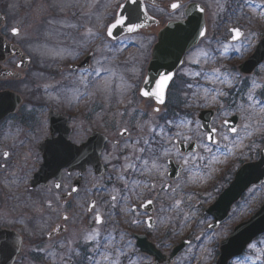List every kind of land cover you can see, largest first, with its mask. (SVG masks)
Instances as JSON below:
<instances>
[{
  "label": "flooded vegetation",
  "instance_id": "af4514ba",
  "mask_svg": "<svg viewBox=\"0 0 264 264\" xmlns=\"http://www.w3.org/2000/svg\"><path fill=\"white\" fill-rule=\"evenodd\" d=\"M154 1L156 2L154 3L155 5L145 2V7L148 14L155 19V25L143 28L135 33L122 36L115 40L108 38L109 41H117L124 37H132L133 35H141L145 38L142 44L132 41L131 44L122 46L120 50H115V52L117 51L116 54H121L119 58L122 59V61L116 62V60H112V70L116 73V77L112 79V86L115 91V88L119 85V93H94L84 95L86 100L82 101L83 99H77L78 94H74L72 91L65 93L67 98L59 96V101L57 103L48 100V98L54 94L57 97L58 94L56 93H59L60 88L67 87L68 89H73V87H79V92H84V86L80 85L79 80H77L80 70L87 69L89 66H97L94 65V61L98 60L99 54L95 41L97 38L101 37V32L96 31L94 32L96 34L94 36L89 35L87 38L78 40L73 33L70 34V30H75V27L71 26L70 30L66 29L67 31L64 34L65 41L63 44L67 48L63 49V54L51 55L50 52H48V85H51L52 88H48V93L44 95L47 100L45 101V98L33 99L29 97L24 99L22 97V103L19 109L14 114H10L0 121V168L3 169L5 166L11 165L12 163H30L31 161H33L35 168L31 176L25 178L23 188H21L22 183L20 182L17 183L19 187L17 185L13 186L12 179H9L12 183L11 189L7 190L5 185L0 186V195L4 196L3 198L0 197V202L5 199L6 201L3 205L17 204L14 211L15 217L11 218L9 226H2L0 228L4 227L11 229L21 235L23 242L22 252L24 250L25 240L27 236H29L24 232V226L35 225L36 228H48V191L61 202L60 206L63 210L60 213V218L63 222H68L72 215H82V212L85 211L87 214V216H85L86 220H90V218L93 217V226L100 230V236L97 238V242L116 246L122 245V249H124L123 245H125L126 242L122 243V239H126L127 241L131 240L134 249L138 251L135 246L134 235H144L150 240L154 226L162 222L161 213L173 212V209L176 207L175 201L180 200V202H182L180 183L182 181L181 177L184 174L185 166L178 160L176 149L178 148L185 156H188L190 153L197 154L199 151V145L195 139L179 140L177 138H172V141L169 142L167 136H165L163 138V143H161L162 138L156 135L160 132L159 127L153 129V127L150 126L152 127L150 131L148 124L150 115L156 116L154 120L160 121L158 125L163 127L168 136L172 137L177 127L168 125L167 121L172 120L174 125H179L178 122L180 123L182 120L192 121L193 116H196V120L199 122L200 131L206 134L201 129V122L198 118L201 110L192 114L193 111H196L195 108L188 109V111L182 109L183 104L189 107H196L195 103H197V100H201V97L204 96L202 89H207V84L209 83L208 79H205L204 76L192 75L195 72H211L213 69V58L209 59L207 62H205L203 58H199V64L192 62L198 59L195 53L203 46H205L203 49L209 51L213 56L215 51L219 53L223 51L222 46L227 45L229 51L224 52L220 57L221 60H224L221 68H223L224 73L229 72L235 75V77L239 74L237 78L241 77L243 82H247L249 79L254 78L258 74L259 68L264 65L263 60L251 74H242L237 69V65L246 60L256 49L258 43L264 39L263 29L254 31V37L252 38L253 43H249V46L244 47L243 39L241 41H232L230 33L228 32L230 27L238 26L237 24L240 23V18L238 19V23H233L234 25L232 26L228 23L227 27L218 34L217 31H214L213 34H215V37L210 41L207 40L208 25L206 23V36L201 38L195 46L185 51L180 65L172 70L171 73H174V76L167 83L165 88V102L163 104H157L155 97L141 95V89L145 81L146 83L151 82L156 84V80L159 78V72H170L169 70H164L162 65H167L169 59L172 57L173 53L171 46H163V48L159 50L160 53L157 66L160 68L157 69V66H152L155 54V43L158 41V35L162 27L170 21L183 20L185 16L184 9L189 4H200L204 8V18L206 22V7L204 5H207L209 2V0H206L207 2L205 0H180L183 7L173 12L169 5L174 1ZM217 1V4H222L221 8L225 6V10L227 11L224 16L220 15L217 18L220 19L219 21L221 22L225 20V16H227V20L233 18L231 15L233 10L230 9L233 5L242 7L243 11L247 10L246 8L249 7V5L244 2L245 0ZM149 7H155L156 9L163 8L164 13L167 12L173 17L167 18L165 23L161 24L162 14L158 13V15H151ZM72 21L74 23L81 22L78 18H73ZM213 23L214 21L212 24ZM240 28L245 34L246 30L244 26ZM104 36H106V28L104 30ZM218 40L222 42V45H213V43H217ZM204 41L209 42V44L203 45L202 43ZM87 43L89 48H86ZM234 44L237 47H241L242 55L234 51ZM50 47L53 49L52 45H50ZM70 47H72L73 50H69ZM213 47L218 48L214 51ZM237 57H239L238 60L235 59ZM11 60L16 61V58H8L3 63V66L9 68V61ZM108 61L109 58L107 62H103V65L106 66ZM215 68H218V65ZM92 79H94V77H92ZM0 82L12 83L20 82V80L12 78ZM189 84L192 85L191 88L188 87ZM53 89H55V91ZM91 90V87L87 89L89 93H91ZM156 108L160 109L159 112L154 111ZM43 111L45 112V123L40 113ZM50 112L60 114L65 118L66 126H64L62 133L59 132L60 126L51 124ZM215 115L210 122L212 128H215L213 126ZM225 119H223L221 123L228 133L224 125ZM122 129H127V132L122 133ZM217 132L216 139L218 141ZM228 134L230 137L234 135ZM95 137H97L96 141H93L91 146L87 145L88 147L86 149H81L80 153L75 151L64 152L60 150L54 155L51 151L53 141L62 140L65 145L80 148L82 144L85 145L89 139ZM102 137L105 140L102 143L97 157L100 166L95 168L89 162L94 160L95 145ZM153 137L155 138L153 139ZM144 139H148L155 147L161 148V150L163 147H171L172 143H175L176 148L172 149L170 157L161 158L160 163L164 167L159 172L141 174L140 171H134L132 169L125 171L124 165L128 162L126 158L134 159L135 155L139 154L131 145L135 142H139L137 147H146L143 144ZM204 141L211 147L215 146L205 139ZM43 142L45 144L43 151H41L39 146ZM191 142L196 144V150L193 152H186L185 150ZM126 144L129 146L125 147ZM180 144H183L182 148L179 147ZM4 152L9 153L8 157L3 155ZM84 152H87V157H82V153ZM48 153L51 159L56 163L68 164V161H71L72 163L80 164L85 163L88 157H91V160L85 163L86 165L82 170L63 167L60 171V178L57 181L51 179L45 184L30 188L31 180L38 171L40 164H42L43 157H47L48 160ZM169 161H172L173 164L177 166L176 168L173 167L172 171L169 169ZM137 166L139 167L138 163ZM225 171L218 174L214 180H208L207 189H209L212 181L216 188V182H219L220 179L224 188L230 182L234 174L233 172L232 177L229 179L228 170L226 169ZM121 176L123 177L122 179ZM195 180L196 179L192 181L190 179H185L183 182L184 185H186L185 188L193 186L192 183ZM57 183L61 185L59 189L54 187ZM75 183L77 184L75 185ZM153 184H155L154 188L152 187ZM90 186H93V188H90ZM74 187L77 189L76 192L72 191ZM85 188L88 192L92 189L94 193L97 190L100 193L92 197L89 196V193L87 195L85 194ZM223 188H221V190ZM186 190L183 191L185 192ZM17 191L20 193L19 197L13 195ZM101 192L105 193L103 194ZM113 195H117L118 197L115 202V207H113V201L111 200V196ZM149 200L152 201L151 204L147 203ZM85 202H87V204H84ZM92 202H95V209L90 211L89 208ZM36 203L40 205V209L32 216L30 214L37 210L32 209ZM238 204L239 203L235 204L234 207ZM97 211L103 218V223L100 225H97L94 219ZM128 211L130 214L127 216L121 215V213H128ZM65 216H67V219H64ZM202 216L209 220V223L211 222L212 218L205 215L204 209L202 211ZM149 218H151L150 221ZM133 220L141 222L139 229H131V227L127 225L128 222L133 224ZM149 222L152 228L148 227ZM84 224H87V221H84ZM66 225L58 224L55 230L49 233L47 232L45 235L46 240L48 241V239L64 234L67 228ZM60 226H62L63 229L58 231ZM48 234L50 235L48 236ZM37 242L43 243L42 240ZM159 244H161V242L158 243L159 247L157 244L156 247L164 253ZM213 251L215 254L217 253L216 244L214 245ZM126 255L127 258L132 257L130 253Z\"/></svg>",
  "mask_w": 264,
  "mask_h": 264
},
{
  "label": "rangeland",
  "instance_id": "374dc122",
  "mask_svg": "<svg viewBox=\"0 0 264 264\" xmlns=\"http://www.w3.org/2000/svg\"><path fill=\"white\" fill-rule=\"evenodd\" d=\"M122 1L123 0H0V13L5 16L4 28L1 30L2 34L5 35L6 39L9 41H13L20 45L32 59L31 66L23 72L25 77L23 81L12 83L0 82V89L2 87H9V89L19 93L24 99L28 97L33 99H44V95L48 93V89L45 88V85H48V52H50L51 55H56L55 53H59V55L63 54V49L67 48L63 44L65 41L64 34L67 31L66 29L70 30L73 25L75 30H70V34L73 33L78 40L87 38L89 36L87 35L89 29H91L92 33L96 31L101 32V37L97 38L95 41L99 54L98 60L101 61L102 65L100 66L112 69V60H116V62L122 61V59L119 58L121 54H116L117 51L115 52V50H120L122 46L131 44L132 41L142 44L145 39L141 35H133L132 37H124L121 40L109 41L108 38L104 36L106 25L112 21V16ZM244 2L249 5V7L246 8L247 10L243 11L242 7L233 5L230 8L233 10V12H231L233 18L227 20V16H225V20L222 22L217 18L227 13L225 6L221 8L222 4H217V0H209L208 4L204 5L206 7L208 41L215 37V34H213L214 31H217L218 34L227 27L228 23L230 26L234 25L233 23H238L239 18L240 23L237 25L242 28L244 26L246 30L245 36H248L250 33L253 34L254 31L260 29L264 30V15H262V13H264V0H245ZM149 11L151 15H158V13L162 14L161 24L165 23L167 18L173 17L167 12L164 13L163 8L156 9L155 7H149ZM73 18H78L81 22H76V26V23L72 21ZM213 21L214 23L212 24ZM13 27L20 29V35L13 36L10 34V30ZM243 43H253L252 38L250 42L244 41ZM202 44L208 45L209 42L204 41ZM50 45L53 46V49ZM105 45H109L111 51H109ZM213 45L219 46L222 45V42L218 40V42L215 44L213 43ZM203 47L201 49H203ZM86 48H89L88 43L86 44ZM217 48L218 47H213V50L215 51ZM69 50H73L72 47H70ZM221 52L222 51L218 53L215 51L213 54V69H220L221 73H224L223 68H221L222 62L224 61L220 58L222 56ZM102 57L109 58L106 66L103 65L104 61ZM235 59L238 60L239 57ZM14 63L15 60L9 61V67L14 68ZM217 65L218 68H215ZM263 74L264 65L259 68L258 74L247 82H243L241 77L237 78L236 76V79L232 80L231 87H228L226 84H221L218 81L216 83L209 82L207 84V89L209 91L219 89L228 94L219 97L216 101H212L211 99L205 100L203 96L201 100H197V103H195L196 107H189L183 104L182 109H185V111L191 108L196 109L192 114L202 109H213L216 111L213 126L218 131L217 137L221 147L218 151L215 146H212V155L203 152V149L199 147L197 155H203L205 159L203 161L197 159L194 162L195 166H185L184 174L181 177L182 181L180 183V190L182 191L180 208L176 206L173 212H162V222L156 224L151 232L150 240L157 244V246L158 243L161 242L159 245H161L160 247L164 253H168L172 245L174 246V244L182 240L189 241V244L182 249L172 264H213L217 256L213 251L214 245L216 244L217 249L219 240L223 239L235 224L242 220H246L254 213L260 204L264 203V185H260L252 187L250 188L252 191H249V189L246 192L241 202L233 208L229 218L217 229H208L209 220L202 216L203 209L215 200L220 192L219 190L223 188L220 179L219 182H216V188L212 181L209 189H207L208 180H214L218 174H221L226 169L228 170L227 172L230 179L234 170L237 169L240 164L245 161L254 160L258 156V150L261 148L264 141V132L255 131L256 124L254 121H260L264 124V114L259 113L257 109L253 112L249 120L247 118L248 114L243 112L241 105L247 107L249 103L247 101V93L252 87L253 80L261 85V88L256 89V100H264ZM115 77L116 76H109L106 78L111 85L110 90H103V81H97L96 86L91 87V93H119L120 88L116 87L115 91L113 90L112 79ZM232 77H235V75H232ZM77 80H79V77ZM77 88L79 87H73L74 94H78L75 91ZM202 90L204 92V89ZM258 91L262 93L259 94ZM56 94L67 98L65 93ZM82 99V101L86 100L84 96ZM46 100L45 98V101ZM48 100H52L56 103L59 101L55 94L48 98ZM231 101L232 103H230ZM40 113L45 123V112L43 111ZM225 113L228 114L226 115ZM233 114H238L240 116L238 125L239 132L230 137L221 122L223 119ZM155 117L156 116L150 115L148 122L149 127L152 126L153 129L160 123L159 120H154ZM192 122L193 123L177 127L176 132L172 134V138L182 140L183 137L187 136L191 137V139H195L198 145L205 143L196 116H193ZM246 122L252 124V128L249 129L253 131L252 136H247L243 130L242 126ZM178 124L180 125L181 122H178ZM152 127H150V129H152ZM177 132H180L181 136L177 137ZM225 134L228 135V141L222 139V136ZM238 137L242 141V146H236L231 153H228L227 150L223 148V145L225 143L231 145ZM213 156L217 157V159L213 160ZM180 161L183 163L182 160ZM205 165L208 166L205 167ZM189 168L191 172H189ZM33 171H35L33 161L20 164L12 163L11 165L5 166L3 169L0 168V186L5 185L7 190L11 189L12 183L9 179H12L13 186L17 185L19 187L17 183L20 182L22 183L21 188H23L25 178L31 176ZM185 179H190L191 181L193 179L196 180L192 183L193 186L185 188L186 185L183 183ZM90 188H93V186H90ZM183 190L186 191L184 192ZM88 193L89 196L94 197L95 194H99L100 192L97 190L94 193L92 189L88 192L85 188V194L87 195ZM101 193L104 194L105 192ZM13 195L19 197L20 193L17 191ZM0 197L3 198L4 196L0 195ZM5 201L4 199L0 202V227L9 226L11 218L15 217L14 211L17 204L3 205ZM60 204V200L48 191V228H36L35 225L23 227L24 232L29 236H27L24 250L15 264H72L74 256L78 253L79 247L86 245H88L87 248L91 254L89 257H94L98 260L101 259L100 253H109L114 256L117 248L122 249V245L116 246L102 243L101 247H97V244H99L97 240L86 241V234L90 233L92 229L97 228L93 226V217H91L90 220H86L85 216H87V214L84 211L82 215H72L68 222H63L60 218V213L63 210ZM84 204H87V202ZM32 209H37L30 214L34 216L40 209V205L36 203ZM128 214H130L129 211L128 213H121L122 216H127ZM84 221H87V224H84ZM58 224H67L66 232L52 239H48L47 241L45 238L46 233L55 230ZM140 224L141 222H139V224H131V222H128L127 225L130 226L131 229H139ZM197 237L201 238L198 240ZM40 240H42L43 243L37 242ZM69 242L71 243L69 244ZM121 242L126 243L123 245L124 254L120 256V264H151V259L134 249L131 240L127 241L126 239H122ZM105 245H107V247H105ZM250 245H254V247L250 248L248 246L242 256L232 261L230 264H264V234ZM40 249H44V251L41 252ZM127 253H130L132 257L129 256L130 258L127 259ZM36 254L40 256L38 259L33 256ZM257 256L260 257L259 260ZM101 264H107V262L102 261Z\"/></svg>",
  "mask_w": 264,
  "mask_h": 264
},
{
  "label": "water",
  "instance_id": "95a60500",
  "mask_svg": "<svg viewBox=\"0 0 264 264\" xmlns=\"http://www.w3.org/2000/svg\"><path fill=\"white\" fill-rule=\"evenodd\" d=\"M145 1L153 4L152 0H141V4L143 5V7ZM197 6L201 7L200 5L190 4L184 11L186 17L185 20L178 22H168L159 32L158 41L156 42L154 49L155 54L154 61L152 62L153 67L157 66V60L160 53L159 50L162 49L163 46H171L173 53L172 57L169 59L167 65H162V68L164 70H169L170 72H172L174 68L180 65L182 56L185 51L194 46L201 38L199 37L198 33L194 31V25L196 24H198L202 28H205L203 12H200ZM3 21L4 16L0 15V28L3 24ZM141 21L144 22L143 28L155 23V21L150 17L145 21L144 17L142 16ZM139 30L140 29H138L137 31ZM125 34L130 33L116 31V39ZM12 55L21 57V60L18 62L17 67L26 68V66L28 65V58L24 55L22 56V53L20 52L18 47L7 42V40L0 34V79H5L7 77H11L14 79L20 78V74L14 75L11 70L1 68V63L3 62V60ZM263 58L264 39L258 43L254 52L244 62L238 65V69L244 74H249L257 67L258 64L262 62ZM156 68L159 69L160 67L157 66ZM166 86L167 85H165L164 87V92ZM142 89L145 91L148 90L147 92L157 91L156 84H153L151 82L146 83V81ZM20 101L21 98L16 93L9 90L0 91V120L6 117L8 114L14 113L18 108ZM155 101L157 104H160L157 102V100ZM213 114L214 112L212 110H203L198 116L199 120L201 121V129L206 132V134L211 133L213 129L210 126ZM49 116L51 124L60 126L61 128L59 129V132L62 133L64 126H66L65 118L60 114H54L53 112H50ZM238 119L239 117L237 115L233 116L232 118L225 120L227 121V123H225L224 121V125L228 129L230 127L237 128ZM96 138L97 137L89 139L88 142L85 143V145L91 146L93 141H96ZM104 140L105 139L103 137L99 139V142H97V144L95 145L96 147L94 160L89 162L95 168H98L100 166L97 157ZM206 141L211 143L210 140ZM44 144L45 143L43 142L39 146V149L41 151H43ZM182 146L183 144L179 145L180 148H182ZM71 148H73L74 150L77 147L72 146ZM195 150V143L191 142L185 151L193 152ZM85 163L77 164L72 163L71 161H68V164L56 163L51 159L48 153V160L47 157H43V162L40 165L37 173L33 176L30 188L37 187L40 184H45L51 179L58 180L60 178V171L63 167L82 170L86 165ZM169 165L170 171L173 170V167H177L173 164L172 161H169ZM261 183H264V145L259 152V159L253 162H246L242 164L235 172L233 179L231 180L229 185L219 193L215 201L204 211V213L209 214L213 218L212 228H216L222 221L227 218L232 205L240 200L241 196L246 192L248 188L253 185H259ZM76 184L77 183H75V185ZM61 230L62 228L60 227L58 231ZM263 232L264 204L261 205L248 220L235 226L230 234L219 243V255L215 264H228V262L232 258L242 253L247 245ZM135 238L136 246L140 249L141 252L146 253L149 257L153 258V264H170L173 261L174 257L178 254V252L186 244V242H183L173 248L169 255H164L155 247L154 244L149 242L145 236L136 235ZM21 246V237L15 231L0 229V248L4 249V255L0 256V262H2V264H13L16 255L21 250Z\"/></svg>",
  "mask_w": 264,
  "mask_h": 264
},
{
  "label": "snow or ice",
  "instance_id": "6c2138e0",
  "mask_svg": "<svg viewBox=\"0 0 264 264\" xmlns=\"http://www.w3.org/2000/svg\"><path fill=\"white\" fill-rule=\"evenodd\" d=\"M169 7L174 11L178 10L179 8L183 7L180 0H174ZM198 10L200 12H203L204 9L202 7L197 6ZM118 9L114 15L112 16V22L106 25V36L110 39H116L115 32L116 31H122L127 33H135L138 29H141L144 27V22L141 21V17H144V20L146 21L149 19L147 16V12L144 9L143 5L141 4V0H125L124 3L118 5ZM264 15V13H262ZM74 27V25H73ZM194 31H196L199 35V37L203 38L206 36L207 29L200 27L198 24L194 25ZM228 32L230 33V37L232 41H241L242 39L244 41L250 42V39L254 37V34H249L248 36H245L243 31L240 27L234 26L230 27L228 29ZM11 33L14 36L20 35V29L17 27H13L11 29ZM87 35L94 36L95 33H92L91 29L88 30ZM244 47L249 46L248 43H245L243 45ZM106 48H108L109 51H111V48L109 45H105ZM223 51L221 52V55L224 54V52H228L229 48L227 45L222 46ZM233 49L236 53L243 54L241 51V47H237L235 44L233 45ZM56 55H59V53H55ZM195 55L198 57V59L193 60V63L199 64L200 59L203 58L205 62H207L209 59H212L213 56L209 51H205L203 49H198ZM102 60L104 62H107V57H102ZM101 64L100 60L94 61V65L97 66H89L87 69H81L79 73V84L84 86L85 91L80 93L79 88L75 89V91L78 93L77 99L82 98L84 95H90L94 93H89L87 89L89 87H95L97 81H103L104 89L103 90H110L111 85L106 79L109 76H115L116 73L111 68H105L102 66H99ZM71 67V66H70ZM192 75L194 76H204L205 79H208L210 83H216L217 81L221 84H226L228 87H231L232 80L236 79V77H232L231 73H221L220 69H212L211 72H195ZM239 74H237L238 76ZM159 78L156 80V88L157 91L155 92H147L141 89V95L147 96V97H155L158 103L163 104L164 101V87L167 85V83L173 78L174 73L171 72H159L158 73ZM94 77L95 79H92ZM120 87L119 85L117 86ZM189 88L192 87L191 84L188 85ZM45 88H52L51 85H45ZM261 88V85L257 83L255 80L252 82V87L249 89L247 93V101L249 102L247 107L244 105H241V109L243 112H246L248 114V119H251V116L253 112H255L257 109L259 110V113L264 114V100L257 101L255 92L256 89ZM55 91V89H53ZM69 91H73V89L68 88H60L59 94H64ZM228 93L221 91L219 89H213L209 91L208 89H204V99L208 100L211 99L212 101H216L219 97L226 96ZM59 98V95L56 97ZM223 107V106H222ZM159 108L154 109V111L159 112ZM226 115L228 113H225ZM193 123L192 121L182 120L180 125H174L172 120L167 121L168 125L175 126V127H181L185 124ZM227 123V121H225ZM256 124L255 131L256 132H264V124H262L260 121H254ZM155 127L160 128V132L156 135L160 136L161 143H163V138L167 136L168 141H172V137L168 136V134L164 131L163 127L156 125ZM243 130L245 131V134L247 136H252L253 131H250L249 129L252 128L251 123H244L243 124ZM151 131V129H150ZM230 133L238 134L239 130L234 127H230L228 129ZM127 129H122V133H126ZM216 132L217 130L215 128L212 129L211 133L209 134H202L205 140H210L212 145H215L216 149L219 151L221 145L216 140ZM176 136H181L180 132L176 133ZM155 137H153L154 139ZM183 139H191V137H183ZM222 139L224 141H228V135L225 134L222 136ZM139 142H135L131 145V147L135 148L136 152L139 153L135 155L134 159L132 158H126L128 162L124 165V170L127 171L128 169H132L134 171H140L141 174H152L153 172H159L164 166L160 163L161 158L163 157H170L171 152L173 148H176L175 143H172L171 147H163L161 148L155 147L148 139L143 140V144L146 147H137V144ZM129 145H125V147H128ZM236 146H242V141L238 137L236 141H233L232 144L225 143L223 145V148L227 150L228 153H231L233 151V148ZM87 145H81L80 148L72 149L70 145L63 144L62 140L59 141H53V146L51 151L54 155L58 153V151L63 150L64 152H72L75 151L77 153L81 152V149H86ZM200 148L203 149V152L208 153L209 155H212L213 148L209 146L207 143H201L199 145ZM5 157H8L9 153L4 152L3 154ZM176 155L178 160H182L184 166H195L194 162L199 159L203 161L205 159V156L203 155H197L196 153H190L188 156H185L183 153L179 151V149H176ZM87 152L82 153V157H87ZM217 159V157L213 156V160ZM91 160V157H88V160L85 162H89ZM137 163L139 164V167L137 166ZM208 165H205L207 167ZM189 172H191V169H188ZM123 177L121 176V179ZM138 183V182H137ZM54 187L59 189L61 187L60 184H55ZM152 187H155V184L152 185ZM73 192H76L77 189L73 188ZM249 191H252L251 189ZM118 197L117 195L111 196V200L113 201V207H115V202L117 201ZM148 204H151L152 201H148ZM180 200L175 201V206L180 205ZM143 206V205H142ZM95 209V202H92L90 205L89 210ZM64 219H67V216L64 217ZM95 223L97 225H100L103 223V218L101 214L97 211L95 215ZM151 218H149V221ZM133 224H138V220H133ZM151 223H148V227H151ZM213 227L212 224L208 225V228L211 229ZM100 236V230L99 228L92 229L90 233L86 234L85 239L86 241H95ZM201 237H197L199 240ZM71 242H69L70 244ZM63 247V246H62ZM97 247H99V244H97ZM107 247V245H105ZM250 248L254 247V245H249ZM40 251H44V249H40ZM115 255H111L109 253H100L101 259H95L94 257H88L89 264H101L102 261L107 262V264H120V256L123 255V249L117 248L115 250ZM4 255V249L0 248V256ZM76 255H79V253H76ZM257 259L259 260L260 257L257 256ZM2 264V262H0Z\"/></svg>",
  "mask_w": 264,
  "mask_h": 264
},
{
  "label": "trees",
  "instance_id": "16d2710c",
  "mask_svg": "<svg viewBox=\"0 0 264 264\" xmlns=\"http://www.w3.org/2000/svg\"><path fill=\"white\" fill-rule=\"evenodd\" d=\"M81 262V259L76 258L75 260H73L72 264H80Z\"/></svg>",
  "mask_w": 264,
  "mask_h": 264
}]
</instances>
